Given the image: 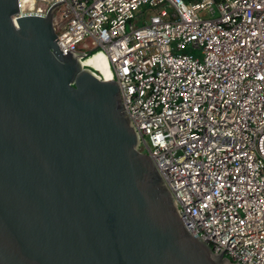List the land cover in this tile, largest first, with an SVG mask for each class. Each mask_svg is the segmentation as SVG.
<instances>
[{
  "label": "built area",
  "instance_id": "obj_1",
  "mask_svg": "<svg viewBox=\"0 0 264 264\" xmlns=\"http://www.w3.org/2000/svg\"><path fill=\"white\" fill-rule=\"evenodd\" d=\"M21 1L19 17L62 2L59 50L105 60L185 229L264 264V0Z\"/></svg>",
  "mask_w": 264,
  "mask_h": 264
},
{
  "label": "water",
  "instance_id": "obj_2",
  "mask_svg": "<svg viewBox=\"0 0 264 264\" xmlns=\"http://www.w3.org/2000/svg\"><path fill=\"white\" fill-rule=\"evenodd\" d=\"M0 0V264H237L184 227L116 81Z\"/></svg>",
  "mask_w": 264,
  "mask_h": 264
},
{
  "label": "rangeland",
  "instance_id": "obj_3",
  "mask_svg": "<svg viewBox=\"0 0 264 264\" xmlns=\"http://www.w3.org/2000/svg\"><path fill=\"white\" fill-rule=\"evenodd\" d=\"M98 58H99V54H95L94 56H91V57L87 58V60L102 75V77H104V74H105V71H104L105 61L98 60Z\"/></svg>",
  "mask_w": 264,
  "mask_h": 264
},
{
  "label": "bare ground",
  "instance_id": "obj_4",
  "mask_svg": "<svg viewBox=\"0 0 264 264\" xmlns=\"http://www.w3.org/2000/svg\"><path fill=\"white\" fill-rule=\"evenodd\" d=\"M23 2L25 3V2H27V0L21 1V3H23ZM103 61H105V60H103ZM82 65L92 66V65L89 63V61H88L87 59L83 60ZM92 67H93V66H92ZM104 71H105V74H104L103 79H104L105 81H110L111 78H110V75H109V72H108V69H107L106 62H105V66H104Z\"/></svg>",
  "mask_w": 264,
  "mask_h": 264
}]
</instances>
